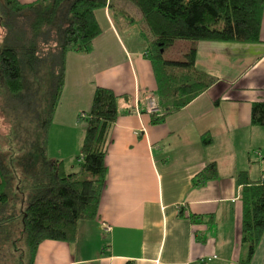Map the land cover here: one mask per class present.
<instances>
[{"label":"crops","instance_id":"obj_1","mask_svg":"<svg viewBox=\"0 0 264 264\" xmlns=\"http://www.w3.org/2000/svg\"><path fill=\"white\" fill-rule=\"evenodd\" d=\"M116 7L95 11L102 33L91 53L66 54L47 140L51 159L68 174L78 172L86 129L80 116L97 87L120 97L98 217L79 222L74 242H43L33 264H244L238 177L263 180L264 127L252 125L251 111L264 102V15L260 43H195V67L214 82L153 125L146 96L157 101L158 86L141 16L126 1ZM212 162L219 177L195 186ZM250 264H264V236Z\"/></svg>","mask_w":264,"mask_h":264},{"label":"trees","instance_id":"obj_2","mask_svg":"<svg viewBox=\"0 0 264 264\" xmlns=\"http://www.w3.org/2000/svg\"><path fill=\"white\" fill-rule=\"evenodd\" d=\"M123 1L141 16L142 34L155 69L158 112L151 113L153 125L186 107L214 82L195 67V43L261 42L264 0ZM116 4L117 0H36L29 4L0 0V97L5 99L7 95L8 109L14 113L21 103H25L24 108L31 106L32 86L25 71L40 72L48 57L58 70L52 80L54 96L47 119L48 134L65 84L66 54L91 53L94 40L102 33L95 11L110 8L116 12ZM52 41L56 51L46 56L51 49L46 46ZM178 41L193 45L181 58L167 57L166 50ZM119 101L112 90L96 88L90 111L80 116L86 129L81 149L83 162L76 173H66L60 161L47 160L41 168L23 157L16 164L21 175L18 177L16 162L7 164L0 156V254L16 232L13 227L18 220L27 246V264H33L43 242H74L79 222L98 217L107 180L110 133L121 115ZM251 123L264 127V102L253 104ZM44 142L46 147L47 138ZM210 143L211 139L206 138L204 144ZM218 177V166L212 162L194 179V185ZM238 180L243 186L242 244L247 250L242 263L250 264L264 236V169L261 182H251L247 172L240 173Z\"/></svg>","mask_w":264,"mask_h":264},{"label":"rangeland","instance_id":"obj_3","mask_svg":"<svg viewBox=\"0 0 264 264\" xmlns=\"http://www.w3.org/2000/svg\"><path fill=\"white\" fill-rule=\"evenodd\" d=\"M55 45L52 41L46 46L51 48L46 49V56L51 51H56ZM192 45L193 42L178 41L166 50V56L172 55L181 58ZM52 64L47 57L40 72L35 73L26 69V79L29 82V87L32 86V90L30 89L29 92L32 104L29 108H24L25 103H21L16 105L19 111L13 113L12 110L8 109L7 95L4 94L5 99L0 97V156L7 164L16 162L14 166L18 177L21 175H19L16 164L23 157H28V160L33 162L30 164L37 165V167L41 166V168L43 167L41 163L53 160L49 155V143L46 142L45 147L44 142L46 138L47 140L50 139L48 138L49 134H47V119L54 96L52 80L58 72ZM81 121L85 122L84 120ZM28 153L29 155H27ZM75 161L77 162V158ZM77 164L79 168L80 164L78 162ZM21 228V220H18L13 227L16 232L10 237L0 254L1 264H21V261L23 264H27L28 251L24 239L21 238Z\"/></svg>","mask_w":264,"mask_h":264},{"label":"built area","instance_id":"obj_4","mask_svg":"<svg viewBox=\"0 0 264 264\" xmlns=\"http://www.w3.org/2000/svg\"><path fill=\"white\" fill-rule=\"evenodd\" d=\"M146 101H147L149 113L158 112V103H157L156 98L154 97L153 94H147ZM79 162L80 163L83 162V157H80ZM110 229L111 228L108 226L104 227L105 232H109Z\"/></svg>","mask_w":264,"mask_h":264},{"label":"bare ground","instance_id":"obj_5","mask_svg":"<svg viewBox=\"0 0 264 264\" xmlns=\"http://www.w3.org/2000/svg\"><path fill=\"white\" fill-rule=\"evenodd\" d=\"M85 115V114H84ZM86 117V116H85ZM81 118H83V117H81Z\"/></svg>","mask_w":264,"mask_h":264}]
</instances>
